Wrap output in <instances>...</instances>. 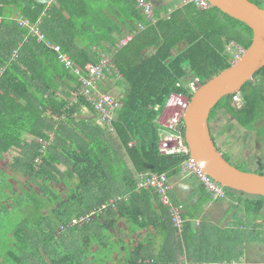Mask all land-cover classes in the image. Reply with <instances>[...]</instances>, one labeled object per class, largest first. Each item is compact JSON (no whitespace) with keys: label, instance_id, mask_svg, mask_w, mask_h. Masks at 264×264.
<instances>
[{"label":"trees","instance_id":"obj_1","mask_svg":"<svg viewBox=\"0 0 264 264\" xmlns=\"http://www.w3.org/2000/svg\"><path fill=\"white\" fill-rule=\"evenodd\" d=\"M114 1L121 2L119 9ZM248 1L264 9V1ZM136 5V0H0V264H182L180 258L188 264H239L249 244L264 243L260 196L224 188L232 201L227 224L204 219L195 226L196 212L189 209L181 215L178 235L156 191L136 189L139 173L171 178L185 159L159 153L156 121L169 96H189L191 79L202 85L230 67L227 47L247 49L251 30L216 8L199 12L193 5L151 24ZM160 12L155 9V16ZM136 24L144 29L114 52L123 29ZM47 42L81 69L96 64L100 54L110 58L112 77L119 76L124 89L112 129L76 117L90 108L77 95V77ZM236 95L242 98L239 108ZM222 112L264 138V124L253 128L264 118V67L238 93L218 101L209 123ZM26 135L51 141L43 148ZM6 155L8 166L2 164ZM61 183L66 200L51 187ZM116 196L126 199L88 224L58 232L74 207L86 212ZM119 220L129 233L153 226L162 235L161 249L152 251L142 242L128 251L115 236Z\"/></svg>","mask_w":264,"mask_h":264},{"label":"built area","instance_id":"obj_2","mask_svg":"<svg viewBox=\"0 0 264 264\" xmlns=\"http://www.w3.org/2000/svg\"><path fill=\"white\" fill-rule=\"evenodd\" d=\"M189 4H193L202 12L211 8L206 0H181V5L185 6ZM137 6L149 21L154 22V11L151 4L143 0H138ZM170 14V11H168L166 16L169 17ZM143 29L144 26L138 24L134 30L123 35L121 39L116 42L114 51L125 47ZM33 31L38 35L39 41L43 40V35L40 34L37 29L33 28ZM46 44L50 50L57 53V59L63 64L64 68L77 77L78 82L80 83L77 95L83 97L85 102L96 114L100 123L110 125L115 116V111L119 107L118 101L109 94L98 90V84L104 81L108 74L111 75V68L114 66L111 63L110 58L101 54L96 64H88L81 69L75 66L67 55L60 52L58 45L50 42H47ZM242 53L243 50L237 48L231 64L235 62ZM187 85L190 90L189 96L171 94L166 101L164 113L168 112V116L166 117L165 123L160 122L162 130L160 131V141L158 143L159 153L167 156L183 155L185 159L180 165L181 174L184 176L194 175L197 177L212 194L214 200L225 199L224 188L203 174L201 169L189 155V149L184 140V131H182L180 125H183V116L188 107L189 100L192 94L197 91L200 84L198 79H191ZM233 102L234 105L239 108L242 105V98L239 95H236L233 97ZM35 161L38 162L37 159ZM138 176L140 182L137 185V189L151 188L156 191L161 204L166 207L171 214L173 226L180 233L183 229V219L181 217L183 210L181 206L175 205L170 201L169 194L171 187L166 174L145 172L139 173ZM120 201L121 198L116 197L84 215L72 219L67 225H65V227L61 226L58 232H64L68 227L88 224L97 217L103 215L109 209H114Z\"/></svg>","mask_w":264,"mask_h":264},{"label":"water","instance_id":"obj_3","mask_svg":"<svg viewBox=\"0 0 264 264\" xmlns=\"http://www.w3.org/2000/svg\"><path fill=\"white\" fill-rule=\"evenodd\" d=\"M211 8L245 24L251 43L230 67L199 86L183 116L184 140L190 157L209 179L225 189L264 198V175L233 167L217 149L209 116L218 101L238 93L264 67V9L248 0H206Z\"/></svg>","mask_w":264,"mask_h":264},{"label":"crops","instance_id":"obj_4","mask_svg":"<svg viewBox=\"0 0 264 264\" xmlns=\"http://www.w3.org/2000/svg\"><path fill=\"white\" fill-rule=\"evenodd\" d=\"M138 0H136V3H137ZM145 2H148L146 0H143ZM151 2V3H150ZM149 4L152 5L153 7V11H155V9L157 10H161L160 14H159V17H156L155 16V13L154 16H153V19H154V22H151V24H155L157 22V20H168L170 18V16L172 15V13L174 11H176L177 9H182L188 5H181V0H151L148 2ZM189 5H193V4H189ZM194 6V5H193ZM136 7L138 8V6L136 5ZM194 8L199 11L195 6ZM168 11H170V15L169 17L166 16L168 14ZM200 12V11H199ZM142 13V12H141ZM145 17V16H144ZM145 19L147 21L148 18L145 17ZM138 25V24H136ZM135 27V25H134ZM135 29V28H134ZM133 29V30H134ZM132 30L128 31L126 29H123V35H125L126 33H129L131 32ZM122 37V36H121ZM121 37L119 39H121ZM118 39V40H119ZM118 40L116 42H118ZM54 44V43H53ZM234 44V43H233ZM116 45V44H115ZM241 49L243 50L241 47L239 46H236V49ZM116 52V51H114ZM101 55V54H100ZM99 55V56H100ZM104 55V54H102ZM233 56H235V53L233 54ZM232 60H233V57H232ZM231 60V61H232ZM231 61H230V64H231ZM112 63V62H111ZM113 64V63H112ZM114 66V65H113ZM113 73H116V70H115V67L111 68V75L108 74L107 78L102 81L101 83L98 84V90L100 92H104V93H107L109 94L107 91L108 90H111V91H114L113 89L116 88L117 92H121L123 93V86L121 84H119V76L117 78H114L112 77V74ZM72 74V73H71ZM114 87V88H113ZM113 88V89H112ZM110 95V94H109ZM120 98V97H118ZM118 98H114L115 100H119ZM72 101H74L75 103L76 102H79L77 98H74ZM85 101V100H84ZM118 104H119V107L118 109L120 108V103L118 101ZM166 104V103H165ZM88 105V104H87ZM89 106V105H88ZM165 107V106H164ZM90 108V107H89ZM117 109V110H118ZM86 108H82V112L81 114H78L80 115V117L78 119H82L84 121H90V122H97L99 124H101L102 126L104 127H108L110 129H112V122L114 121L115 117H116V111H115V116L112 120V122L110 123V125H107V124H102L99 122L96 114L93 112V110L90 108L88 111L89 113H92L91 116L89 115H85L83 111H85ZM164 111V109H163ZM162 111V113H163ZM161 113V114H162ZM84 114L85 116L87 117H83ZM161 114L159 115V117L157 118V121L156 123H158L159 125V128H158V137H159V141H160V131L162 130V126L159 122V118L161 116ZM219 115V114H218ZM77 117V116H76ZM88 118V119H87ZM61 119H63V116L61 117ZM210 129H213L212 125H211V122H210ZM212 134V133H211ZM213 134H214V131H213ZM219 137V136H218ZM95 138H97V136H95ZM212 138H213V135H212ZM26 141L30 142V138H26ZM158 141V143H159ZM133 142L129 143V147L131 146ZM46 146V145H45ZM43 146V148L45 147ZM13 155V154H12ZM7 156V157H6ZM4 157V161H3V165L5 166H8L11 164V161H10V157L11 155H6ZM7 158V159H6ZM41 158V157H40ZM38 159V162H40V159ZM36 160V159H35ZM181 165V164H180ZM60 169L62 170L63 167H60ZM145 173V172H143ZM168 182H169V185L171 187V191H170V194H169V197H170V201L175 204V205H179L182 207V214H184V212L186 210H193V214H194V211L196 212L194 215L196 218L192 219V222L194 223L195 226L201 224V222L204 220V219H207V220H210V221H213V222H218L220 220V218L223 217V219H227L225 220L224 222H221L223 223L225 226L228 222V219L229 217H227V214L229 212V209H227L221 216H219L217 219H214L213 218V214L214 213V208H215V205H219V207H221L222 204H224V202L226 201V198L225 199H221L220 200H214L213 199V196H212V200L210 201V197L209 195H206L204 196V194H202L200 191L201 189V186L207 190V188L205 187V185L197 178L195 177L194 175H188V176H184L181 174V169H180V166H179V169H178V172L176 174H174L171 178H168ZM53 185V184H52ZM51 185V187L54 189V188H58V193L63 197L64 200H66V187L61 183L59 186H55L53 187ZM55 185V184H54ZM137 189V188H136ZM35 190V189H34ZM138 190V189H137ZM208 191V190H207ZM206 191V192H207ZM209 192V191H208ZM40 193V191H38V194ZM210 193V192H209ZM211 194V193H210ZM116 197H120L121 198V201L122 202L123 200L126 199V197H123V196H116ZM114 197V198H116ZM114 198H110L108 199V201L110 200H113ZM159 198V197H158ZM79 199V198H78ZM85 199H86V196H85ZM80 201H83V200H80ZM107 201V202H108ZM105 202V203H107ZM104 203V204H105ZM161 203V202H160ZM103 205V204H101ZM99 205V206H101ZM99 206H97L96 208H98ZM94 208V209H96ZM166 208V207H165ZM158 209V206L156 205L155 206V211H157ZM167 209V208H166ZM93 210L90 209L86 212H81V210H78L77 208L75 209V207L72 209V214L70 215L71 219H76L84 214H86L87 212ZM76 211V212H75ZM168 213L170 214L169 210L167 209ZM81 212V213H80ZM198 212V213H197ZM158 213V212H157ZM200 213V214H199ZM225 214V215H224ZM171 216V214H170ZM171 222H172V219H171ZM119 223L120 225L118 224V232L115 233V236L116 237H119L120 239H124L126 244H127V248H128V251H131L133 250L134 248H136L140 243H146V247H149L152 251L154 250H159L161 249L162 247V238H161V234L160 232H158V230H156L153 226H151L150 228L148 229H140V230H137L135 232H132V233H129L128 230L126 229V227L123 225L122 221L119 220ZM67 225V224H66ZM183 230V229H182ZM183 231H181L180 233L182 234ZM178 231H177V234L179 235L180 234ZM150 245V246H149ZM168 246V245H167ZM119 255L120 256H123V250L120 248L119 250ZM47 264H50L49 261H46ZM179 262L182 263V264H188L186 263L183 258H180L179 259ZM213 263V262H212ZM213 264H216V263H213Z\"/></svg>","mask_w":264,"mask_h":264},{"label":"rangeland","instance_id":"obj_5","mask_svg":"<svg viewBox=\"0 0 264 264\" xmlns=\"http://www.w3.org/2000/svg\"><path fill=\"white\" fill-rule=\"evenodd\" d=\"M146 1L149 2L151 0H146ZM113 3H115L118 9L121 7V2L114 1ZM98 4L99 5L104 4V2L98 1ZM21 24L25 26L26 21H21ZM226 51L231 55H233L236 52V45L231 44L230 46L227 47ZM113 90L114 91L111 90L107 91L111 97L116 99L118 97L123 96V93L121 92L122 90L120 92H117L119 90H117L116 88H114ZM88 110L89 109H86L83 112L85 115L91 116L92 113H89L90 110L89 111ZM84 114H82L83 117H87ZM167 116H168V112L164 113L163 111V113L159 118L160 119L159 122L165 123ZM79 117L80 115L77 116V118ZM262 124H264V118L261 119V122L256 123L253 126V128L257 129ZM211 125L213 127V129H211V133L213 135V140L215 142V145L217 149L220 151V153L224 155L225 159L227 160V162H229V164L245 172H251V173L253 172L256 174L264 175V138L260 137L255 132L246 131L238 127L225 112L219 113V115L215 116V118L211 121ZM180 128L182 129V131H184L183 125L182 126L180 125ZM254 129L253 131H255ZM48 135L51 137L53 133H48ZM26 138H29V136L26 135ZM32 141H35L36 143L45 146L47 143L51 141V139H48V141H40L30 138V142ZM52 186L55 187L54 184ZM2 201H4V199ZM231 202H232L231 199L226 198V201L224 202V204L221 205V207H219L218 204L215 205V208L213 210L215 214H213V218L217 219L227 209H229ZM263 214H264V210H263ZM229 216H230V210L228 212L227 217ZM225 220L222 217L216 224H219L220 226L223 227L224 224L221 222H224ZM262 224L264 225V219L262 221ZM60 227L57 229L58 231ZM239 264H264V243L260 242V243L249 244L247 246L246 255Z\"/></svg>","mask_w":264,"mask_h":264},{"label":"clouds","instance_id":"obj_6","mask_svg":"<svg viewBox=\"0 0 264 264\" xmlns=\"http://www.w3.org/2000/svg\"><path fill=\"white\" fill-rule=\"evenodd\" d=\"M243 52H244V49H243ZM242 54H243V53H242ZM242 54H241V55H242ZM241 55H240V56H241ZM240 56H239V57H240Z\"/></svg>","mask_w":264,"mask_h":264}]
</instances>
